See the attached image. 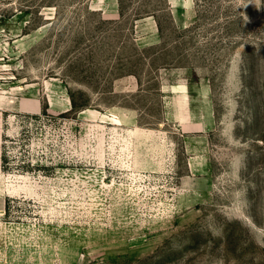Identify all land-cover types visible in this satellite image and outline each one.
I'll return each instance as SVG.
<instances>
[{"label": "rangeland", "instance_id": "obj_1", "mask_svg": "<svg viewBox=\"0 0 264 264\" xmlns=\"http://www.w3.org/2000/svg\"><path fill=\"white\" fill-rule=\"evenodd\" d=\"M0 264H264V0H0Z\"/></svg>", "mask_w": 264, "mask_h": 264}]
</instances>
